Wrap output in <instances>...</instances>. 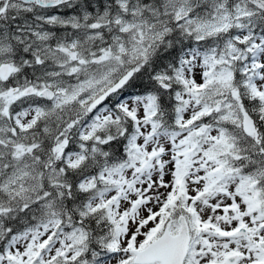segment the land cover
I'll list each match as a JSON object with an SVG mask.
<instances>
[{"label":"snow or ice","instance_id":"obj_1","mask_svg":"<svg viewBox=\"0 0 264 264\" xmlns=\"http://www.w3.org/2000/svg\"><path fill=\"white\" fill-rule=\"evenodd\" d=\"M0 264H264V0H0Z\"/></svg>","mask_w":264,"mask_h":264}]
</instances>
